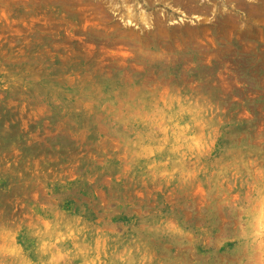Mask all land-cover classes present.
Masks as SVG:
<instances>
[{
    "label": "rangeland",
    "instance_id": "374dc122",
    "mask_svg": "<svg viewBox=\"0 0 264 264\" xmlns=\"http://www.w3.org/2000/svg\"><path fill=\"white\" fill-rule=\"evenodd\" d=\"M0 264H264V0H0Z\"/></svg>",
    "mask_w": 264,
    "mask_h": 264
}]
</instances>
